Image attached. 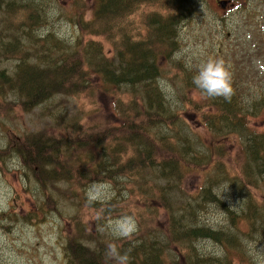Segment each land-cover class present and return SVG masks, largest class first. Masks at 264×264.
I'll return each mask as SVG.
<instances>
[{"label":"trees","instance_id":"16d2710c","mask_svg":"<svg viewBox=\"0 0 264 264\" xmlns=\"http://www.w3.org/2000/svg\"><path fill=\"white\" fill-rule=\"evenodd\" d=\"M196 13L194 0H68L67 5L58 0H0V60L15 62L11 72L0 71L2 107L12 109V102L6 101L12 94L23 111L47 107L58 97H84L95 108L56 116L37 132L9 131L7 145L0 148V166L17 158L38 186L29 199L22 196L27 189L16 190L20 208L1 213L0 220L14 226L40 224L51 220L52 212L59 213L57 195L78 201L75 214L61 228L65 244L60 264H105L109 243L128 252L131 264H165L157 248L152 254L148 248L156 244L148 236L159 229L162 207L175 241L199 245L207 235L216 239L213 227L203 222L210 221L209 190L202 204L170 196L173 191L176 197L174 189L183 190V180L199 167L186 142L189 137L182 132L187 118L202 119L211 130L202 169L222 162L218 114L200 99L192 78L209 59H222L230 72L229 59L239 55L235 47L222 45L204 58L184 53L185 30L196 28L190 21L197 23ZM65 20L73 27L70 37L54 29L55 22ZM251 44L262 49L259 42ZM169 86L177 93L176 101L169 96ZM218 98L215 101L230 111L246 108L236 102V95ZM232 118L238 122L236 115ZM121 177L122 194L115 190L109 199L74 197L75 190L88 184L110 183L119 189ZM177 210L186 211L187 218L185 213L174 214ZM116 215H135L141 229L109 242L90 228L91 221L101 226ZM230 230L236 232V224ZM227 247L237 249L232 241ZM0 250L4 251L2 245ZM0 264L9 263L0 258Z\"/></svg>","mask_w":264,"mask_h":264},{"label":"rangeland","instance_id":"374dc122","mask_svg":"<svg viewBox=\"0 0 264 264\" xmlns=\"http://www.w3.org/2000/svg\"><path fill=\"white\" fill-rule=\"evenodd\" d=\"M58 2H61L64 5L68 4V0H58ZM208 8H210V13H207L205 19L207 22L202 25L200 22L202 19V14L198 13L196 15L197 23L194 21H191V25L193 27H196L195 29H189L186 28V46L184 49V53L191 54L194 57H205V55L211 50L207 49L203 51L204 44L201 41V34L205 33L208 37L213 38L212 34H209L207 31L215 29H221L222 23L225 22L227 24V28L234 29V25L236 22V19L240 17V15L243 14V11H240L238 9H226L222 10L216 0H209L207 4ZM51 12L55 14L56 10L55 8H52ZM201 12V11H200ZM90 15V13H89ZM221 18L224 20L222 21ZM244 20H257L258 18L252 14V13H246L244 12L243 16ZM52 28V26H49ZM54 29L56 32H61L67 37H70L72 35L73 27L70 25L68 20L57 21L55 22ZM220 37V36H219ZM20 43V42H19ZM209 45H211L209 42H207ZM44 48H40V51L43 52ZM201 53V55H200ZM238 58L233 57L230 58L228 63L235 73V76L237 79L241 81H245L247 78H252V73L257 71L258 67L253 68H244L237 66L236 60ZM10 67L9 63L6 62H0V68ZM262 86L261 83L257 80L255 84H253L252 88H259ZM242 90H244L243 87H241ZM170 97H172L173 100H177V93L176 91L170 87ZM264 92V91H263ZM200 99L202 101H205L209 104V110L213 111L214 108H217V106L212 105L210 100L205 99L203 96H200ZM9 101H13L14 109H2L0 112V146L4 144L5 142V136L6 131L9 128H16L20 131L25 130H36L38 128H41L45 121L49 119L48 116H45L44 112L46 111L47 107H39L34 109L31 112H23L21 109H19L17 106L15 107L16 103L19 102V100L16 97L8 98ZM84 102L88 105V100L84 97L80 98H62L59 97L54 103L50 105L51 113H54V121H56V115L61 114H72L78 109L82 107ZM89 107V106H88ZM219 119V116H218ZM217 119V122H218ZM188 125L184 126L182 128V132L185 133L189 138L186 141L187 144L190 146V150L194 151L196 149L200 150L204 148V145L210 144L208 143L207 139H211L210 132L206 130V128L199 124L198 121H196L193 118H187ZM247 123H252L255 127L256 131H262L264 130V113H253L248 114L247 118L245 120ZM201 123V122H200ZM219 135V134H217ZM200 140V141H199ZM235 147L233 146L232 149ZM260 181L259 186L264 189V167H260ZM256 173L254 170H250L248 173V176H254ZM199 176L201 177V173L198 174V178L195 177H188L186 183V189L188 190L189 187L191 189L194 188V181L199 179ZM5 177L0 173V209L6 208L9 201L11 200L13 196V187L10 183L5 181ZM16 185L17 189H21L19 184L14 183ZM226 185H223L219 187L217 190H219V194H221L222 189H224ZM110 186L105 185H95L89 188L87 190L88 194L96 193L99 197L102 196H108L111 193ZM229 204L235 205L234 195L232 192H229L227 189L225 192L221 195ZM213 212V209H211ZM206 220H210L208 216H206ZM132 225V224H131ZM121 228H127L129 227V223L126 221H118L114 224H111L112 230L115 231L117 227ZM239 226V227H238ZM240 231V225L236 224V232ZM16 233L13 232V230H10L9 233H3L0 229V245L3 246L4 251L3 253L9 258V261L12 264H59L61 260V256L63 253V240L58 232V229L56 226H52L50 224H44L39 229H35L33 227H23V231H17L18 237L14 240L15 244L17 245V248L21 250H16L10 245V241L13 239V235ZM129 237V236H128ZM126 237V238H128ZM208 245H210L213 248V242L207 241ZM9 246V247H8ZM200 246V244L198 245ZM264 248V244H263ZM234 250V249H230ZM247 250V249H246ZM251 263H253L252 260H250Z\"/></svg>","mask_w":264,"mask_h":264},{"label":"clouds","instance_id":"9594fccd","mask_svg":"<svg viewBox=\"0 0 264 264\" xmlns=\"http://www.w3.org/2000/svg\"><path fill=\"white\" fill-rule=\"evenodd\" d=\"M193 85L200 90L204 98L222 97L230 100L233 95L231 73L226 69L222 59H209L203 62L196 74L192 78ZM228 189V186L222 189L221 195ZM129 227H117L116 237H128L133 230L131 222ZM111 261L113 264H129L128 252L121 253L117 247L109 243L105 251V264Z\"/></svg>","mask_w":264,"mask_h":264},{"label":"water","instance_id":"95a60500","mask_svg":"<svg viewBox=\"0 0 264 264\" xmlns=\"http://www.w3.org/2000/svg\"><path fill=\"white\" fill-rule=\"evenodd\" d=\"M223 4V3H222Z\"/></svg>","mask_w":264,"mask_h":264}]
</instances>
